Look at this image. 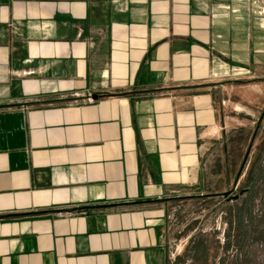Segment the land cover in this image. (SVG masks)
<instances>
[{
    "label": "crops",
    "instance_id": "0c3cea01",
    "mask_svg": "<svg viewBox=\"0 0 264 264\" xmlns=\"http://www.w3.org/2000/svg\"><path fill=\"white\" fill-rule=\"evenodd\" d=\"M255 10L0 0V264H174L204 203H233L245 176Z\"/></svg>",
    "mask_w": 264,
    "mask_h": 264
},
{
    "label": "rangeland",
    "instance_id": "374dc122",
    "mask_svg": "<svg viewBox=\"0 0 264 264\" xmlns=\"http://www.w3.org/2000/svg\"><path fill=\"white\" fill-rule=\"evenodd\" d=\"M252 4L257 14L264 12V0H252ZM257 75L261 78L247 82L259 85L264 96V70ZM258 111L251 142L234 150L238 161L234 172L237 179L245 176L232 191L229 188L226 198L233 203H204L199 229L174 264H264V104Z\"/></svg>",
    "mask_w": 264,
    "mask_h": 264
}]
</instances>
